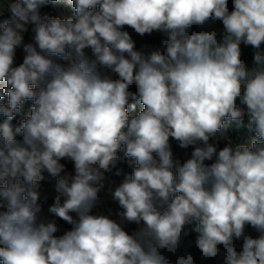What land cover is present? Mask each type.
Wrapping results in <instances>:
<instances>
[{
  "label": "clouds",
  "instance_id": "clouds-1",
  "mask_svg": "<svg viewBox=\"0 0 264 264\" xmlns=\"http://www.w3.org/2000/svg\"><path fill=\"white\" fill-rule=\"evenodd\" d=\"M0 264H264V0H0Z\"/></svg>",
  "mask_w": 264,
  "mask_h": 264
},
{
  "label": "rangeland",
  "instance_id": "rangeland-1",
  "mask_svg": "<svg viewBox=\"0 0 264 264\" xmlns=\"http://www.w3.org/2000/svg\"><path fill=\"white\" fill-rule=\"evenodd\" d=\"M233 135H234V137H236L237 139H239V136H238V134H236V133H233Z\"/></svg>",
  "mask_w": 264,
  "mask_h": 264
}]
</instances>
